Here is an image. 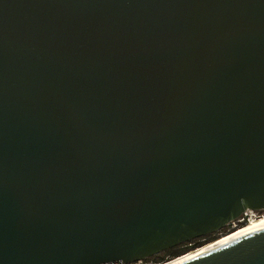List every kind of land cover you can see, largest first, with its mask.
<instances>
[{
  "label": "water",
  "instance_id": "obj_1",
  "mask_svg": "<svg viewBox=\"0 0 264 264\" xmlns=\"http://www.w3.org/2000/svg\"><path fill=\"white\" fill-rule=\"evenodd\" d=\"M264 212V0H0V264L133 263ZM183 264H264V227Z\"/></svg>",
  "mask_w": 264,
  "mask_h": 264
},
{
  "label": "bare ground",
  "instance_id": "obj_2",
  "mask_svg": "<svg viewBox=\"0 0 264 264\" xmlns=\"http://www.w3.org/2000/svg\"><path fill=\"white\" fill-rule=\"evenodd\" d=\"M249 214L251 215H255L256 213L254 211H249L248 212ZM238 227V226H236ZM235 227V228H236ZM264 227V215L263 216H258L257 219L251 221L250 223H247L246 225L240 227L238 230L236 229V231L230 235H226L225 237L211 243V244H208V245H205L201 248H198L176 260H173V261H170V262H167V263H164V264H183L187 261H190L194 258H197L201 255H204L210 251H213L225 244H228L234 240H237L251 232H254L258 229H261Z\"/></svg>",
  "mask_w": 264,
  "mask_h": 264
},
{
  "label": "trees",
  "instance_id": "obj_3",
  "mask_svg": "<svg viewBox=\"0 0 264 264\" xmlns=\"http://www.w3.org/2000/svg\"><path fill=\"white\" fill-rule=\"evenodd\" d=\"M229 231H230L229 227H226L220 232H217L215 234H212V235H209V236H206L203 238L195 239L191 242H188V243L183 244L181 246H178L176 248L170 249L164 253H161L159 255L151 257V258L147 259V261L151 262L153 264H164V263L176 260V259L198 249V248H201L207 244H211V243L219 240L223 236L230 234Z\"/></svg>",
  "mask_w": 264,
  "mask_h": 264
},
{
  "label": "built area",
  "instance_id": "obj_4",
  "mask_svg": "<svg viewBox=\"0 0 264 264\" xmlns=\"http://www.w3.org/2000/svg\"><path fill=\"white\" fill-rule=\"evenodd\" d=\"M249 212V211H248ZM245 213L241 219H239L238 221V224H247V223H250L251 221L257 219L256 217H254L253 215L249 214V213ZM236 222L232 223L234 226V228L236 226H239L236 224ZM102 264H153L151 262H148L147 259L145 260H139L137 262H133V263H124L123 261H113V262H106V263H102Z\"/></svg>",
  "mask_w": 264,
  "mask_h": 264
},
{
  "label": "rangeland",
  "instance_id": "obj_5",
  "mask_svg": "<svg viewBox=\"0 0 264 264\" xmlns=\"http://www.w3.org/2000/svg\"><path fill=\"white\" fill-rule=\"evenodd\" d=\"M255 213H256V214L254 215V217H256V218H257L258 216L264 215V213H262L261 215H259V214H260L259 212H255ZM236 224L239 225L238 222H236ZM241 225L243 226V225H246V224H240V225H239L238 227H236V228H234L235 225H233V224H231L230 226H228V227H229V230H230V231H229L230 234H232V232L234 233V232L236 231V229L238 230L240 227H242ZM231 231H232V232H231ZM230 234H228V235H230ZM223 237H225V236H223ZM223 237H222V238H223ZM220 239H221V238H220ZM207 245H208V244H207Z\"/></svg>",
  "mask_w": 264,
  "mask_h": 264
},
{
  "label": "flooded vegetation",
  "instance_id": "obj_6",
  "mask_svg": "<svg viewBox=\"0 0 264 264\" xmlns=\"http://www.w3.org/2000/svg\"><path fill=\"white\" fill-rule=\"evenodd\" d=\"M260 214L259 215H261L262 213H264V212H259ZM261 216H263V215H261Z\"/></svg>",
  "mask_w": 264,
  "mask_h": 264
}]
</instances>
